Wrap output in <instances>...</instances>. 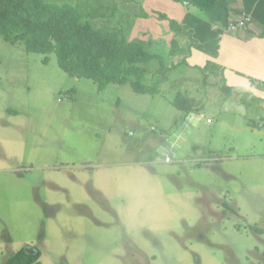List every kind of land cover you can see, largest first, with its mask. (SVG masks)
<instances>
[{"label":"rangeland","instance_id":"374dc122","mask_svg":"<svg viewBox=\"0 0 264 264\" xmlns=\"http://www.w3.org/2000/svg\"><path fill=\"white\" fill-rule=\"evenodd\" d=\"M44 1L95 29L133 21ZM172 76L168 94L101 89L0 34V264L23 248L42 264H264V109L197 68ZM181 88L188 116L171 103Z\"/></svg>","mask_w":264,"mask_h":264},{"label":"trees","instance_id":"16d2710c","mask_svg":"<svg viewBox=\"0 0 264 264\" xmlns=\"http://www.w3.org/2000/svg\"><path fill=\"white\" fill-rule=\"evenodd\" d=\"M201 1L216 3L215 0ZM91 15L67 2L0 0V34L13 44H23L28 51L55 53L66 72L90 78L101 89L112 83L130 82L139 93L168 94L169 88L163 89V84L176 81L172 73L181 65L190 67L186 58L179 63L169 61L170 55L183 51L176 40L172 41L169 52L155 51L153 40H131L123 27L95 29L87 20ZM170 23L172 29L177 26L174 20ZM176 29L182 30L181 26ZM144 78L151 82L143 83ZM216 83L224 93L239 95L246 107L264 109V98L252 91L217 80ZM182 89L176 91L171 103L188 116L199 108L190 101V90ZM249 125L257 127L259 122H249ZM252 229L264 234V228L252 226ZM40 257L39 249L23 248L12 253L5 264H42Z\"/></svg>","mask_w":264,"mask_h":264},{"label":"crops","instance_id":"0c3cea01","mask_svg":"<svg viewBox=\"0 0 264 264\" xmlns=\"http://www.w3.org/2000/svg\"><path fill=\"white\" fill-rule=\"evenodd\" d=\"M215 1L99 0V5L132 17L129 39L153 40L154 47L162 42L161 52L166 53L176 40L183 51L170 55L169 61L186 58L190 68L264 98V0ZM245 15L251 16L246 28L229 29L230 22ZM170 20L182 30L176 25L172 29Z\"/></svg>","mask_w":264,"mask_h":264},{"label":"built area","instance_id":"2783aa9c","mask_svg":"<svg viewBox=\"0 0 264 264\" xmlns=\"http://www.w3.org/2000/svg\"><path fill=\"white\" fill-rule=\"evenodd\" d=\"M250 21H251V16L245 15L238 21L230 22L229 29L233 30V29H236L238 27L246 28Z\"/></svg>","mask_w":264,"mask_h":264}]
</instances>
